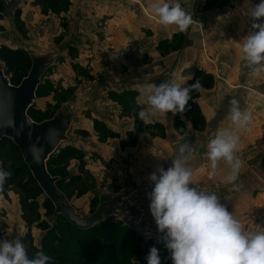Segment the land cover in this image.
Returning a JSON list of instances; mask_svg holds the SVG:
<instances>
[{"label":"rangeland","instance_id":"374dc122","mask_svg":"<svg viewBox=\"0 0 264 264\" xmlns=\"http://www.w3.org/2000/svg\"><path fill=\"white\" fill-rule=\"evenodd\" d=\"M5 2L6 9L0 19V43L3 42L14 49L57 54L55 64L43 77L37 100L32 106L38 120L51 118L62 106L68 104L79 106L77 119L69 132L70 139L63 142L54 154L66 148L76 151L75 155L64 164L68 175L63 185L65 194L76 209L84 216H88L96 210L100 192H118L126 186L137 189L145 184L150 185L152 182L149 180V175L157 166H162L165 170L172 166L173 159L177 155L178 139L170 137L171 135H163L166 137H161L162 141H154L149 135L156 136L154 135L156 131L161 134V130L139 119L137 113L141 107L133 106L136 104L132 93L117 94L115 89L116 86L128 84V79L134 83L132 72L144 70L154 61L150 50L165 49L168 52L178 50L184 44V39L189 38L188 30L178 32L176 34L178 36L175 35V39L170 42L162 40V37L157 36L154 25L159 22L158 18L150 7L154 0H120L123 4L142 10L152 26L144 28L143 34L138 31L139 29L133 28L129 32V35H133L130 40L121 41V45H109L108 19L107 16L103 19L99 10L104 9V6L107 7L112 0H70L68 11L57 13L50 11L48 15L43 14L42 7L36 5L34 0H5ZM179 2L194 19H198L199 14L209 15L208 19H218L215 16L220 14L219 9L231 4V0H197V2L179 0ZM259 2L260 0L237 1L243 10L241 17L250 21L248 27L208 29L211 31L210 34L214 33V36L226 42L222 43L223 46L226 44L228 47L227 54L223 58L219 56L217 61L221 62L220 58L230 59L235 51L234 39L244 38L251 31L252 22L247 15L250 8ZM141 3L145 7H142ZM146 5L149 8H146ZM192 5L196 9L194 12L189 11ZM19 10L21 27L15 22V15ZM133 14L135 18L137 14ZM204 33H200L203 39L208 36ZM210 46L216 47L214 53L223 47L217 48V44ZM200 48L206 57L211 56L207 52L208 46L205 43H201ZM0 66L6 70L2 62ZM150 68L152 67L149 66ZM8 75L12 79L11 72ZM212 76L215 80V76ZM19 83L20 80L13 81L15 85ZM112 100L119 102L122 107L119 112L114 110L116 107L113 104H110ZM99 108L102 110L97 111ZM103 112L107 121L115 124V130L110 129L109 135L96 131L94 127L98 117L102 120L98 121L104 123ZM140 123L144 125L143 128L124 135V132L132 129L133 124L137 128ZM104 124L107 126L106 123ZM179 125L176 122L174 130L179 133L183 131L180 134L184 136L188 129L185 126L177 129ZM197 129L199 128L196 127L195 130ZM158 134L156 137L160 136ZM196 138L200 144H204V135L200 133ZM263 145L264 141L260 144L250 143L242 159H245V162L251 160L252 163L257 161L263 153ZM142 146H148L147 151L142 150ZM150 147L153 148L151 154L144 156L146 152H150L148 151ZM20 163L21 159L17 152L9 144H5L0 152V167L12 174L13 169ZM205 163L208 169L207 180H193L195 185L209 193H216L218 197L228 192L232 193L228 186L214 182L219 167L216 175L213 176L210 174L209 160ZM189 164L187 161L186 166L189 167ZM27 176L28 174L25 175ZM46 199L48 198L44 193H27L16 184L8 186L4 184L3 189L0 190V240L19 238L28 242L30 236L33 244L38 248L46 241H51L62 257L74 261L86 259L91 263L92 257L83 252L85 245H91L92 242L87 241L85 234L74 232L67 220L55 214L54 205L47 206ZM228 206L230 209L228 211L237 219L239 212L235 205L227 204ZM94 229L97 230L95 235L99 239L104 236L115 239L120 264H146V257L153 246L151 242L166 249L148 236L131 231L118 217H110Z\"/></svg>","mask_w":264,"mask_h":264},{"label":"clouds","instance_id":"9594fccd","mask_svg":"<svg viewBox=\"0 0 264 264\" xmlns=\"http://www.w3.org/2000/svg\"><path fill=\"white\" fill-rule=\"evenodd\" d=\"M150 7L161 25H175L179 32H186L193 23L192 15L179 0H154ZM247 17L252 22L251 31L243 38L241 51L249 73L258 78L264 73V0L251 7ZM138 87L147 103L137 115L145 124L158 114L166 117L168 113H184L191 93L203 89L199 81L182 86L174 74L159 85L148 83ZM228 115L237 130L251 120V113L242 111L236 98L229 101ZM239 139L235 131L225 129L208 143L205 156L210 161L211 175H216L223 161L231 169L228 182L236 180L243 166L236 155ZM30 151L35 159L34 148ZM176 151L171 167L165 170L157 166L149 175L154 187L148 193L159 239L169 250L173 264H264V230L246 231L216 193L195 185L193 171L186 166L194 151L192 144L181 142ZM10 176L0 167V190ZM146 260L147 264H161L159 250L152 247ZM0 264H52V257L39 251L30 258L19 238L4 239L0 240Z\"/></svg>","mask_w":264,"mask_h":264},{"label":"crops","instance_id":"0c3cea01","mask_svg":"<svg viewBox=\"0 0 264 264\" xmlns=\"http://www.w3.org/2000/svg\"><path fill=\"white\" fill-rule=\"evenodd\" d=\"M195 1L197 2V0ZM237 1L238 0H231L229 6L219 9L220 14L215 16V18L218 19H208L207 17L209 15L202 14H199L198 19L193 18V23L188 29L189 38L184 39V44H182L178 50L171 52L165 49L150 50L149 52L152 53L154 61L150 65H147L144 70L132 72V80L134 83H131L130 79H128V84L116 86L115 90L117 94L122 95L132 93V97H134L133 101L136 104L133 106L142 108L146 107L147 102L146 98L141 95L138 86L148 83L159 85L171 79L173 74L175 75L176 82L180 83L182 86H185L190 80L194 79L196 71H203L214 75V86L212 88H203L200 90V96L194 99L200 107L204 117L205 126L203 128L195 130L196 126L188 119L185 112L177 113L176 115L168 113L166 117L158 114L147 124L158 127L162 133L158 134L156 131L154 135L157 136L158 134L160 136H149H151L154 141H162L163 138L161 137L171 135L170 137L178 139L179 144L181 142H186L187 138V142L194 147V151L188 159L190 163L189 168L193 171V180L199 179L205 181L207 180L206 173L208 171L207 164L205 163V161L208 160L205 156L208 143L222 130L227 129L229 131H235L240 138L236 155L243 161V166L237 174L236 180L229 183L227 177L231 174V169L225 162L221 161L214 182L219 185H226L229 190L231 189V191H233L232 193L228 192L224 194V196L219 197L220 202L226 207L227 204L235 205L236 210L239 212L237 213V219L242 223L245 230L262 231L264 230V145L262 147L263 153L257 161L253 163L251 160L250 162H245L246 160L242 159V156L243 153L247 152L250 143L260 144L261 141H264V73H261L258 78H254L249 73L241 51L243 37H236L234 39L235 51L231 54L232 57L230 59H222L228 52L227 45L224 44L223 46L222 44L226 42L220 37L214 36V33L210 34L211 31H208V29L212 28L240 29L241 27L249 26L250 21L248 22L245 17H241L243 10L238 5ZM141 6L145 7L143 3H141ZM190 7L189 11L194 12L196 10L194 5ZM146 8H149L148 5H146ZM99 11H101L103 19L106 18L104 16H107L108 19L107 22L109 23L110 31L107 43L109 45H121V41H125L126 39L130 40L133 35H129V32L133 28L139 29L138 31L143 34L144 28L152 26L149 23L147 15H145L142 10L138 7H132L129 4H123L120 0H112V3L108 4L107 7L104 6V9H100ZM146 11L148 10L146 9ZM198 11H200V9ZM133 13L137 14L135 18ZM154 25L156 26L157 36L162 37V40H169V42L174 40V36L179 32L175 25L163 26L159 22L154 23ZM200 28H202V30ZM161 29H164V31H161ZM214 32L217 31L214 30ZM200 33H204V35L206 34L208 36H205L203 39ZM1 43L6 45L3 42ZM201 43H205L208 46L207 52L211 55L210 57H206L201 50ZM214 44H217V48L220 46L223 47L218 49L217 53H214L216 47L210 46ZM115 50H117V48ZM165 54L167 55L165 56ZM219 56H222V58H220L221 62L217 61ZM216 63L218 64L216 65ZM149 66L152 68L149 69ZM219 69L221 72H219ZM189 76L192 78L188 79ZM232 98H236L239 101V106L242 111L251 113V120L248 125L239 130L236 129V126L232 123L228 115V105ZM110 104L116 107V109H114L115 111L118 110L119 112L122 108L116 100L110 101ZM101 110L102 109L99 108L97 111ZM130 114H132V112H130ZM100 115L102 117V114ZM105 116L106 114L103 112L104 123L107 124L109 129L115 130V124L107 121ZM97 119L101 120L100 117ZM176 122L180 124L177 126V129H182L183 126L188 129L186 134H183L184 136L187 135L186 137L181 136L180 133H183V131L180 133L175 132ZM133 125L131 126V130L129 129L124 132V135L138 131L137 129L144 127L142 123H140L137 128ZM200 129L201 131L198 132ZM151 131L153 130L151 129ZM200 133L204 135V144H200L196 138ZM147 149L148 146H142V150L147 151ZM152 150L153 148L150 147L148 150L150 152H146L147 154L145 153L144 156H149ZM227 209L230 211L229 206Z\"/></svg>","mask_w":264,"mask_h":264},{"label":"water","instance_id":"95a60500","mask_svg":"<svg viewBox=\"0 0 264 264\" xmlns=\"http://www.w3.org/2000/svg\"><path fill=\"white\" fill-rule=\"evenodd\" d=\"M31 58L27 75L15 85L0 66V141L11 140L20 150L24 163L37 181L45 196L53 203L56 215L63 216L79 230L94 229L110 217H118L136 233L148 236L162 246L157 226L150 213L148 193L153 184L140 188L125 187L118 192L102 191L96 210L84 216L67 195L58 187L59 176L48 169V162L63 142L70 139L69 132L79 113L78 104L60 107L54 115L36 121L29 110L37 100L38 90L46 72L55 64L54 52L25 50ZM34 148V154L30 151Z\"/></svg>","mask_w":264,"mask_h":264},{"label":"trees","instance_id":"16d2710c","mask_svg":"<svg viewBox=\"0 0 264 264\" xmlns=\"http://www.w3.org/2000/svg\"><path fill=\"white\" fill-rule=\"evenodd\" d=\"M36 5L42 7V12L45 15H48L49 12H61L68 11L70 0H34ZM5 0H0V19L3 17V13L5 11ZM15 22L17 26L21 27L22 20L20 15V10L15 15ZM1 28V27H0ZM19 28V27H18ZM0 62L5 65L6 73L11 72L12 75V83L14 80H22L28 73L31 67V58L23 49H14L8 47L6 45H2L0 47ZM199 81L201 86L204 88H211L214 86L215 80L214 77L203 71H196L194 79L190 80L186 86H191ZM41 88V87H40ZM39 88V90H40ZM38 90V93H39ZM192 99L189 101V105L186 106L187 110L185 111L186 116L189 120H191L194 125L198 128H203L205 126L204 117L200 110L198 104L194 101V99L199 97V91H193L191 93ZM29 115L36 121H39L35 115V111L31 108L29 110ZM95 129L98 132H103L106 134H110L111 131L108 127L101 121H95ZM115 136V135H111ZM5 144H9L12 149H14L21 159V163L13 169V172L10 178L5 182V186L10 184H16L23 192L34 193V194H42L43 191L39 187L37 181L33 178L28 166L24 163L23 157L20 153L19 148L9 139H2L0 141V152L2 151ZM75 150L70 148L62 149L56 155H53L48 162V169L50 173L54 176L61 177L58 182V187L65 193L63 185L66 180V176L68 175L65 167V163L75 155ZM28 174L27 177L25 175ZM46 204L53 203L46 199ZM63 217V216H62ZM64 218V217H63ZM65 219V218H64ZM66 220V219H65ZM68 222V221H67ZM71 229L76 233H83L87 238V241L92 242L91 245H85L84 254L91 256L92 261L88 263L86 259H80V261H74L65 257H62L60 251L54 247V244L51 241H46L40 248L33 244L32 238L28 236V242L26 239L22 240L29 257H33L37 252L43 251L46 255L52 257V264H120V256L118 254L117 243L113 237L104 236L102 239L96 237V229L90 230H79L75 226L71 225L68 222ZM129 228V227H128ZM130 229V228H129ZM81 231V232H80ZM133 231V230H131ZM134 233V232H133ZM154 247L159 250V255L161 258V264H173L170 258L169 250L162 249L153 242H151ZM151 246V248L153 247ZM146 261V260H145ZM147 264V261H146Z\"/></svg>","mask_w":264,"mask_h":264}]
</instances>
